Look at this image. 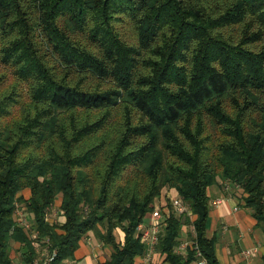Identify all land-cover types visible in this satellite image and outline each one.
<instances>
[{
  "label": "trees",
  "instance_id": "trees-1",
  "mask_svg": "<svg viewBox=\"0 0 264 264\" xmlns=\"http://www.w3.org/2000/svg\"><path fill=\"white\" fill-rule=\"evenodd\" d=\"M220 184L264 229V0H0V264H65L90 234L135 264L162 200L160 259L220 264Z\"/></svg>",
  "mask_w": 264,
  "mask_h": 264
},
{
  "label": "crops",
  "instance_id": "crops-1",
  "mask_svg": "<svg viewBox=\"0 0 264 264\" xmlns=\"http://www.w3.org/2000/svg\"><path fill=\"white\" fill-rule=\"evenodd\" d=\"M210 195L211 210L207 222V236L208 238H216V254L220 264H264V229L257 224L251 211L241 206V194L238 190L233 187L226 188L223 184H220L212 188ZM166 196V199H169L170 202H172V199L177 198L174 190L168 191ZM166 205L165 200L156 204V206H160L163 209L162 220H166L170 213V209ZM16 217L18 222L24 227V221H27L28 225L32 226V216L25 213L22 209L18 211ZM54 218L59 223L65 221L59 212L54 215ZM151 223L152 214H149L143 224L148 226ZM187 231L188 227L184 226L183 241L187 239ZM118 240H124L122 231L118 233ZM187 240L191 241L190 238ZM187 240L186 242H188ZM191 245L189 244L185 249H181L180 246L178 253L186 256ZM15 247L18 248L19 245H15ZM37 250L39 249L37 248ZM42 250L44 252L45 249ZM247 250L253 251V257H244L243 253ZM39 251H41V248ZM145 252L144 249L143 254L136 257L135 264H140ZM113 253V246L104 244L93 234H90L80 242L73 259L66 260L65 264H104L111 259ZM159 255L157 248L154 261L157 264H168L164 263ZM36 261L38 262L37 264H48L47 254L42 253ZM14 264H26L23 261L22 252L16 254ZM191 264H197V261L195 260Z\"/></svg>",
  "mask_w": 264,
  "mask_h": 264
},
{
  "label": "built area",
  "instance_id": "built-area-1",
  "mask_svg": "<svg viewBox=\"0 0 264 264\" xmlns=\"http://www.w3.org/2000/svg\"><path fill=\"white\" fill-rule=\"evenodd\" d=\"M219 202V201H218ZM172 208L177 214L181 215H191V212L187 205L178 197L172 199ZM163 209L160 206H155L154 211L152 214V223L148 226H145L143 223H141L137 230L141 233V242L144 245L145 254L141 258L140 264H156L154 261L155 253L157 251L158 244L160 242V237L162 230L165 226L166 220L163 219ZM19 209L16 213H18ZM192 217V216H191ZM25 227L28 229H31V226L28 225L27 221H24ZM192 233L195 234L194 228H192ZM38 237L37 233H34L32 235V238L36 240ZM188 241V240H187ZM194 241H183L181 244V249H185L189 244L193 245ZM195 244V243H194ZM244 257L251 258L253 257L254 253L251 250H247L243 253ZM56 256V253H53L51 256L47 258V262L50 263L54 257ZM195 256L197 264H208V261L204 257L203 253L201 252L200 248L195 245ZM38 263L37 261L35 262Z\"/></svg>",
  "mask_w": 264,
  "mask_h": 264
},
{
  "label": "rangeland",
  "instance_id": "rangeland-1",
  "mask_svg": "<svg viewBox=\"0 0 264 264\" xmlns=\"http://www.w3.org/2000/svg\"><path fill=\"white\" fill-rule=\"evenodd\" d=\"M57 213V211L55 212V214ZM184 226H186V225H184ZM188 227V226H187Z\"/></svg>",
  "mask_w": 264,
  "mask_h": 264
}]
</instances>
